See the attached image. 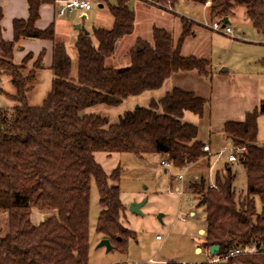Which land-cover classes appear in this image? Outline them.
I'll return each instance as SVG.
<instances>
[{
	"label": "trees",
	"instance_id": "obj_1",
	"mask_svg": "<svg viewBox=\"0 0 264 264\" xmlns=\"http://www.w3.org/2000/svg\"><path fill=\"white\" fill-rule=\"evenodd\" d=\"M31 0L27 21L14 22V40L2 36L0 7V74L10 76L16 105L0 110V210L8 212L9 229L0 231V264H89L90 202L94 180L101 211L96 229L109 238L113 248L126 250L135 232L122 223L125 206L121 200L120 167L108 174L95 159V152L159 154L172 167L187 169L210 156L199 138V127L184 121L186 112L202 116L208 100L193 91L174 87L148 107L125 111L117 123L86 108L120 105L130 96L160 89L178 72L197 70L208 75L210 61L183 56L181 46L191 35L192 24L182 19L177 40L173 34L154 27L152 40L138 39L123 67L107 65L119 40L134 30L136 15L129 0L108 5L114 19L111 28L95 27L92 34L79 35L75 46L77 76H71L72 59L63 43H54L51 89L41 105L28 103L39 64L28 69L13 63L15 43L22 37L54 40V30L34 27L41 3ZM178 0H145L148 5L172 9ZM210 3L211 19L222 20L243 8L253 27L264 34V0H190ZM96 41V43H95ZM264 100L242 121H228L223 134L239 153L247 186L237 196L233 164H224L225 175L216 171V187L199 175L187 189L205 208L207 225L204 247H219L224 256L236 247H253L255 252L227 258L225 264H264V147L258 143V117ZM161 160V161H162ZM111 181V182H110ZM245 193V194H244ZM244 194V195H243ZM260 203V207L257 203ZM55 211L35 224L32 210ZM164 264H188L168 261ZM190 264H215L209 261Z\"/></svg>",
	"mask_w": 264,
	"mask_h": 264
},
{
	"label": "rangeland",
	"instance_id": "obj_2",
	"mask_svg": "<svg viewBox=\"0 0 264 264\" xmlns=\"http://www.w3.org/2000/svg\"><path fill=\"white\" fill-rule=\"evenodd\" d=\"M109 1L112 4L117 2V0ZM129 1L131 2V8L135 11L136 27L132 35L117 43L113 56L107 59V65L111 67H123L129 64L130 40L132 41L139 35L143 39L150 40L153 25H165L169 22L168 18L162 15L164 14L163 12L153 7L143 8L138 3L136 4L135 0ZM175 6L176 11L183 15L197 21L212 24L208 10L202 4L179 0ZM101 10L99 2L93 0L92 9L88 12L90 18L85 20L83 25L81 24V30L84 33L92 34L91 31L98 15L104 12ZM105 14L106 12H104ZM187 22L191 24L189 20ZM229 26L234 27L235 32L246 30L247 25L243 20L241 11H238L236 17L230 19ZM241 35L244 34L242 33ZM222 44L223 47H226V41H222ZM69 47L70 49L71 47L73 48V46ZM228 58L229 55L226 56V61ZM71 59H73L71 76L76 78L78 57ZM260 66L261 63H258V65L254 64V71ZM255 82L254 88L258 95L257 101L254 102L253 100L250 102L248 100L244 104L236 101V105H243L247 108L259 107L261 100H264V77H260ZM170 85L171 83L167 79L158 90L146 91L138 96H130L117 106L93 105L86 108L84 114H98L107 118L109 124L117 123L125 111L137 106L148 107L151 99L162 98L170 90ZM42 97L40 88V90L33 93L35 101L31 100L30 104L41 105ZM0 98H2L1 95ZM239 98L242 99L241 96ZM225 101L227 100H222L219 96L213 102L210 111L205 110L202 116L186 112V117L184 118V121L196 124L199 127L201 139L209 140L213 150L222 151L221 155H216L212 158L209 167L207 162L203 160L198 165H189L187 169H179L172 166L167 168L161 164L163 156L159 154L137 155L130 152H95L96 161L103 166L108 174L120 167L119 185L121 200L125 206L122 213V223L135 232V237L128 241L126 250L113 248L107 251L106 247L98 246L103 238L96 229L101 206L99 204L98 189L93 180L90 202L89 264H159V262H150V259L190 264L209 261L213 258L210 251L204 247L205 237L203 235L204 232L201 231L205 230L207 225L205 208L198 204L197 196L192 194L187 189V186L195 181V173L200 176L204 174L209 182L214 181L216 170L225 175L224 164L228 162V149L232 144L231 140L224 134L221 133L222 135H220L222 125L217 117L225 114L228 110H234L233 104ZM10 103L12 104L11 99H0V110L13 107L10 106ZM13 105L15 106L16 104L14 103ZM210 112L211 116L209 115ZM257 140L264 147V114L258 117ZM234 170L236 172L235 186L237 187V196H240L241 192H243L242 190H246V175L244 168L240 165L235 164ZM179 174L183 175L182 180L177 179ZM144 199H146V202L140 208V213L130 210L131 203L141 202ZM257 206L260 207L259 202ZM8 229V212L0 210L1 235H5ZM157 235L160 237L159 239H157ZM197 248H201V251H197Z\"/></svg>",
	"mask_w": 264,
	"mask_h": 264
},
{
	"label": "crops",
	"instance_id": "obj_3",
	"mask_svg": "<svg viewBox=\"0 0 264 264\" xmlns=\"http://www.w3.org/2000/svg\"><path fill=\"white\" fill-rule=\"evenodd\" d=\"M30 1L31 0H0V7L3 14L1 25L2 36L4 40H14V22L16 20L27 21L29 19ZM65 1L66 0H52L41 3L38 9L39 17L34 23V27L38 30H46L48 27L52 26L54 30V40L35 37H22L15 43L12 58L15 65L25 64L28 69H31L39 64V68H37V77L33 83V88L27 96L29 104L31 100L35 101L33 98V93L35 91H38L41 88L43 96L41 102L43 103L51 89L52 80L54 77L51 69L54 60V43H63L70 58H76L77 56L75 43L79 35L84 34V31L81 30V24L83 25L85 20L90 18L88 15L90 10L87 12L66 11L64 15L60 16L58 15V9L62 7ZM97 1L99 2L100 8L102 9L101 11L106 12V14L104 15V12H102L98 15L93 29L95 27L111 28L114 19L109 11L108 5H116L117 2L112 4L109 0ZM135 1L136 4L138 3V5L142 6L143 8L153 7L164 13L162 15L167 17L169 22L165 25H153L152 32L154 27L164 28L173 34L175 42H177L183 30L182 19L187 21L189 20L192 24L193 33L187 36L183 41L181 46V54L183 56H196L200 59L210 61L211 71L208 75L200 74L197 70L175 73L170 78H168V81L171 83L170 89L179 87L185 90L193 91L197 96L208 100V103L205 106V110L208 111L211 110L213 102H215L219 96L222 100H227L225 101L226 103L233 104V111L228 110L225 114L217 117L221 121L220 123L222 125L220 135L223 134L222 128L226 122L242 121L245 119V116L248 112L258 108L257 106L247 108L243 105H236V101H239L242 104L248 102V100L250 102L253 100L256 102L258 95L256 93V89L254 88L256 84L255 81L260 77H264V34L258 32L253 27L243 8L236 9L234 13L228 17L229 22L227 24L230 25V19L236 17L238 11H241L243 20L247 25L246 30L235 32L233 27V31L229 34L224 32V30L218 31L212 29L211 24L205 23L203 21H197L196 19L177 12L175 5L172 7V9L165 10L160 7L148 5L144 0ZM186 1L192 2L190 0ZM130 4L131 2L129 1L127 5L131 10H133ZM202 5L207 8L209 17L211 19L209 7L210 3L208 2ZM216 20L219 19H211L212 23ZM135 27L136 19L134 30ZM134 30L126 37L132 35ZM240 33H243L244 35H241ZM233 35H235V37H233ZM126 37L119 40L118 43L126 39ZM140 38L143 39L142 36L139 35L132 39V41L130 40L129 50L135 46L137 40ZM144 40L150 41L152 40V37L150 40ZM222 41H226V47L222 46ZM69 46H73V48H75L73 49L71 47L70 49ZM228 55L229 58L226 61V56ZM258 63H261V66L260 68L255 69L256 71H254L253 65H258ZM15 92V87L10 76L6 74H0V95L2 96L0 99H11L12 104L10 103V106H14L13 104H16V100L13 98ZM239 96H241L242 99H240ZM209 115L211 116V112ZM185 117L186 113L184 118ZM199 138L201 139L200 135ZM205 143H209L211 147V151L208 152L211 164L212 158L215 157L216 153L219 151L213 150L212 144L209 140L205 141ZM203 160L205 159H202V161ZM232 164L235 165L236 163ZM198 176L199 174L195 173L194 177L198 178ZM51 214H56V212L39 211L38 209L34 208L32 210L31 219L33 223L38 224L44 219L45 216ZM157 237L159 236L157 235ZM154 261L156 263L159 262V264L167 262Z\"/></svg>",
	"mask_w": 264,
	"mask_h": 264
},
{
	"label": "built area",
	"instance_id": "obj_4",
	"mask_svg": "<svg viewBox=\"0 0 264 264\" xmlns=\"http://www.w3.org/2000/svg\"><path fill=\"white\" fill-rule=\"evenodd\" d=\"M92 4H93V0H66L65 3L62 5V7H60L58 9V15L62 16L65 14L66 11L87 12V11L92 9ZM223 24L224 23L222 20H216L211 24V27L214 30H218V31L224 30V32L230 34L233 31V28L227 24L226 25H223ZM203 149L206 152H210L211 147H210L209 143H206L203 146ZM228 150H229L228 162L237 163L239 161V153L242 151H245V148L244 147H235V146L231 145ZM221 154H222V151L216 153V155H218V156ZM161 164L167 168L171 167V164L166 160H162ZM177 179L182 180L183 175L179 174L177 176ZM210 187H212V188L216 187L215 181L210 182ZM157 238H160V237H157ZM255 251L256 250L253 247H247V248L236 247V248L230 250V252H228V254H226L224 256H220V255L214 256L213 258L210 259V262H213L215 264H220L221 262L225 261L227 258H229L231 256L242 255V254H246L248 252H255ZM149 261L152 263L155 262L153 259H150ZM134 264H138V263H134Z\"/></svg>",
	"mask_w": 264,
	"mask_h": 264
},
{
	"label": "water",
	"instance_id": "obj_5",
	"mask_svg": "<svg viewBox=\"0 0 264 264\" xmlns=\"http://www.w3.org/2000/svg\"><path fill=\"white\" fill-rule=\"evenodd\" d=\"M229 22L228 17L223 19V25H226ZM139 106H137L136 108H138ZM146 199H144L141 202H133L130 205V210H132L135 213H140V208L145 204ZM159 217H161V215H159ZM202 232H204V230H201ZM99 247H106L107 251H110L113 249V244L111 243L109 238H102V240L100 241ZM197 251H201V248H197ZM219 247L217 245L211 246L210 248V254L214 255L217 254ZM220 264H225V262H221Z\"/></svg>",
	"mask_w": 264,
	"mask_h": 264
}]
</instances>
